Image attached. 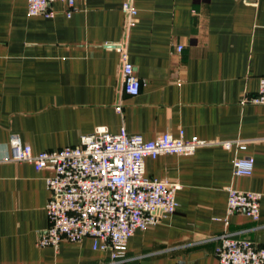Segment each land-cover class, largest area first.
I'll use <instances>...</instances> for the list:
<instances>
[{
  "label": "crops",
  "instance_id": "obj_1",
  "mask_svg": "<svg viewBox=\"0 0 264 264\" xmlns=\"http://www.w3.org/2000/svg\"><path fill=\"white\" fill-rule=\"evenodd\" d=\"M126 1L137 11L132 28ZM52 9L53 18L29 16L26 0H0V264H219L225 233L264 248V105L242 103L264 78V0H77L70 17L61 2ZM107 43L126 45L137 96L124 94ZM121 127L144 141L182 133L244 149L212 143L191 156L146 158V177L180 185L177 208L136 231L122 260L90 239L38 247L52 173L7 161L11 135L37 154ZM242 157L253 161L251 177L233 176ZM229 187L261 196L257 221L227 216Z\"/></svg>",
  "mask_w": 264,
  "mask_h": 264
},
{
  "label": "built area",
  "instance_id": "obj_2",
  "mask_svg": "<svg viewBox=\"0 0 264 264\" xmlns=\"http://www.w3.org/2000/svg\"><path fill=\"white\" fill-rule=\"evenodd\" d=\"M77 0H26L29 16L53 18V3L66 6L70 17ZM122 12L127 26L132 28L136 9L129 1L123 3ZM119 55L122 88L126 96L139 94L141 83L135 68L129 62L126 45L107 43ZM178 46L176 51L181 52ZM244 104L264 105V78L259 90L242 100ZM120 111V107L116 108ZM225 149H244L240 141H214L184 139L182 133L174 138L168 133L152 141L128 135L123 127L118 133L97 129L80 137L79 143L57 151L34 154L29 145L14 134L10 137V158L7 161L27 162L36 171L49 170L45 179L49 197L45 206L47 226L37 233L40 248L58 249L62 242L80 245L85 239L92 241L93 250L110 253L112 262L125 257L127 242L136 231L156 226L163 218L173 215L177 208L175 195L180 185L166 179L145 176L144 161L160 156H191L198 148L210 144ZM253 161L250 157L233 161L234 177H251ZM227 191V216L241 214L252 221L260 216L261 196L231 187ZM215 249L219 264H264V248L248 239H236L222 234Z\"/></svg>",
  "mask_w": 264,
  "mask_h": 264
}]
</instances>
